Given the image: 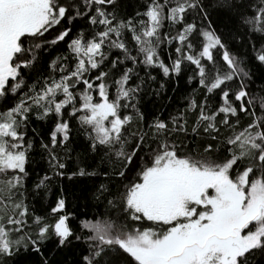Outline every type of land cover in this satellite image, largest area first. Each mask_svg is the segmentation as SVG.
<instances>
[{
    "label": "snow or ice",
    "instance_id": "6c2138e0",
    "mask_svg": "<svg viewBox=\"0 0 264 264\" xmlns=\"http://www.w3.org/2000/svg\"><path fill=\"white\" fill-rule=\"evenodd\" d=\"M119 5L0 0V104L14 101L0 112V212H10L0 215V264L21 253L52 264L46 243L63 249L73 241L87 246L78 264H252L264 257V95L257 104L249 54L231 45L250 48L264 69V0H143V11L127 18ZM209 9L234 27L218 34ZM60 42L67 52L43 61ZM173 44L166 63L161 52ZM184 67L197 84L185 107L167 121L146 119L139 105L157 81L153 70L172 79ZM259 79L264 92V71ZM196 111L191 134L205 142L190 147L177 137L189 135L185 113ZM30 114L51 125L47 142L36 129L38 145L26 140ZM242 117L249 122L237 130ZM72 119L93 163L77 156L68 179L99 180L86 197L97 211L74 230L70 214H59L61 195L53 223L34 215L29 224L30 154L47 164L34 187L50 190L71 160Z\"/></svg>",
    "mask_w": 264,
    "mask_h": 264
},
{
    "label": "trees",
    "instance_id": "16d2710c",
    "mask_svg": "<svg viewBox=\"0 0 264 264\" xmlns=\"http://www.w3.org/2000/svg\"><path fill=\"white\" fill-rule=\"evenodd\" d=\"M144 5L143 0H120L119 12L125 18L129 16H135L137 11H143ZM211 14V19L214 26L217 29L218 34H223L232 29L235 25V21L230 18H225L224 14L221 12L213 11L209 9ZM79 23L74 28V32L79 27ZM180 26L178 25L177 28ZM167 31V22H165V27L163 29ZM47 35V34H46ZM131 44V42H130ZM175 45L167 46L165 50L161 52V58L167 63V54L169 51L174 50ZM231 49L233 51L247 52L249 54V64L253 68L255 76L253 79L255 83L250 85L253 93L257 96L256 103L259 104V97L264 95L261 92V81L259 79L261 69L255 62L251 60V49L250 48H239L237 44H232ZM67 52L65 43L60 42L53 46L49 52L42 53L43 61H48L54 58L58 53L64 54ZM46 67V64L44 65ZM40 65L34 70L36 74H39ZM143 70L140 71V75L143 76ZM153 75L157 76L156 83L148 87L142 99L140 101V109L145 113L146 119H152L158 117L162 120L167 121L170 115H178V110L183 109L187 103L185 97L192 93V90L197 87L195 81L191 84L188 83V75L191 74V67H184V71L179 77H174L172 79H166L163 77L162 73L158 70H153ZM47 75V71L44 72ZM58 77V74H57ZM33 76L27 77L29 83L32 82ZM163 82L165 88L160 90L159 95L155 93V89L159 87V84ZM26 91V89H25ZM204 90L198 89L196 94L197 101L203 99ZM19 97H17L18 99ZM14 101L9 98V101L5 104H0V112L4 111L7 107H11ZM198 111L192 113H185V118L187 119V128L189 130V135L186 137L180 134L177 138L180 141H184L189 144L190 147L197 144H203L205 141L203 139H197L196 136L191 134V127L195 123ZM210 114V113H209ZM67 119L68 117L65 116ZM222 119V114L217 117V125L219 126V120ZM249 122V118L242 117L241 122L237 130L242 129ZM135 123V122H134ZM71 127V138L69 143V148L71 151V160L68 162V167L66 168L65 176L61 178H56L50 184V190L45 191L43 189H36L34 187L35 182L38 181L40 176L45 175V170L47 169V164L35 153L32 152L29 157V163L26 165V170L28 176L25 180V203L28 205L29 215L27 220L29 224H32L33 217L40 216L44 218L45 223H53L56 216L59 214H70L69 224L75 230L81 219L86 216L91 218L97 211L93 207V202L90 199H86L87 190L92 183H99V180H93L89 178L73 177L71 180L68 179V174L75 168L76 157L79 156L82 161L88 164L93 163V157L90 152H86L88 141L85 138L82 130H80L77 120L72 119L70 121ZM33 129H36L37 133L42 134L43 139L47 142V133L51 131V125L43 120H37L35 115H29V123L26 130V140L29 138H35L37 145L40 137L33 133ZM201 136H203L202 129ZM221 131L225 130L221 128ZM228 133L225 132V135ZM50 175V173H48ZM61 188H63V193H61ZM63 195L66 201L65 209L62 213L52 214L51 209L55 207L57 199ZM102 210V209H101ZM10 212H0V215L7 219V215ZM35 227V225H32ZM15 235V234H13ZM86 244L83 241H73V243L63 249H55L54 243L47 242L43 248L46 256L49 257L52 264H78L82 254L86 253ZM39 257L31 253H21L19 256L14 258L15 264H38ZM252 264H264V257L259 254L252 261Z\"/></svg>",
    "mask_w": 264,
    "mask_h": 264
}]
</instances>
